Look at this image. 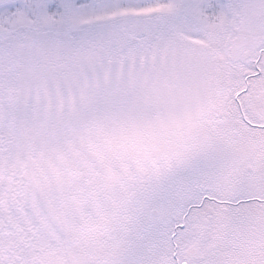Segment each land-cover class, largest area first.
I'll use <instances>...</instances> for the list:
<instances>
[{
  "label": "snow or ice",
  "instance_id": "obj_1",
  "mask_svg": "<svg viewBox=\"0 0 264 264\" xmlns=\"http://www.w3.org/2000/svg\"><path fill=\"white\" fill-rule=\"evenodd\" d=\"M0 264H264V0H0Z\"/></svg>",
  "mask_w": 264,
  "mask_h": 264
}]
</instances>
